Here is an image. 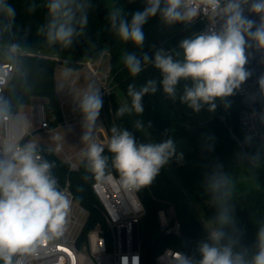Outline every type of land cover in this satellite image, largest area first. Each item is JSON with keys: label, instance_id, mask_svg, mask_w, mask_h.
I'll return each mask as SVG.
<instances>
[{"label": "trees", "instance_id": "obj_1", "mask_svg": "<svg viewBox=\"0 0 264 264\" xmlns=\"http://www.w3.org/2000/svg\"><path fill=\"white\" fill-rule=\"evenodd\" d=\"M80 2L88 5V23L82 30L79 24L75 25L78 34L65 48L47 41L48 0H6L15 10L14 18L0 12V62H16L15 72L3 96L10 102V111H18L22 106L41 99L49 112L56 114V121L52 123L56 127L62 120L56 98L59 63L78 69L82 63L98 61L108 53L114 88L105 97L100 94L103 99L100 112L109 135L115 126L131 132L138 144H148L144 129L154 144L170 139L175 146V152L153 181L135 188L147 208L140 226L146 264H155L156 256L168 246L188 251L198 262L202 258L200 246L213 243L183 195L181 183L203 204L204 213L216 231L223 232L220 244L231 245L235 251H244L250 259L258 251V233L264 228V136L251 138L241 132L239 114L242 107L237 88L230 96L215 98L212 102L214 109L211 104L201 103L197 111L181 99L185 87L192 86L191 80L182 79L177 85L175 98H172L164 93L160 84L161 74L151 61L135 77L123 63L126 53L135 54L138 59L147 54L154 59L158 50L172 55L174 60H182L180 42L194 38L201 25L194 22L166 25L157 15L143 26L145 40L142 47H137L117 38L108 17L114 7L121 8L128 14L130 22V14L142 10L144 0ZM179 33L182 34L180 37ZM14 44L19 48L16 59L10 51ZM148 80H156L157 91L143 96V112H125L123 116H117L121 107L131 106L128 85L135 84L139 90ZM137 121L140 128L135 126ZM104 148L103 155L108 157L105 173L114 171L119 174L112 166L113 154L107 146ZM37 151L54 164L52 172L58 189L69 177L75 199L88 211L87 221L76 241L78 247H88L89 231L97 227L105 230L106 221L96 206L91 188L96 178L88 170L86 158L80 160L78 169L70 170L69 163L60 159L51 147L37 146ZM161 209H173L171 221L181 223L180 235L165 233L158 216ZM221 216L227 219L222 220Z\"/></svg>", "mask_w": 264, "mask_h": 264}, {"label": "clouds", "instance_id": "obj_2", "mask_svg": "<svg viewBox=\"0 0 264 264\" xmlns=\"http://www.w3.org/2000/svg\"><path fill=\"white\" fill-rule=\"evenodd\" d=\"M132 2V0H130ZM224 17L219 33L200 34L194 38H185L179 47L183 50V59L174 60L173 56L158 50L151 59L143 54L138 59L135 54L126 53L123 63L131 76L143 71L150 61L159 70L160 84L164 93L175 98L178 83L191 80L192 86L185 87L182 101L199 111L201 103L211 104L215 98L233 94L246 80L249 73L245 70L246 36L264 49V0H198ZM260 16L259 24L244 15V6ZM80 0H48L47 9L50 20L47 24L46 38L49 44H61L67 48L77 35L75 25L81 30L88 23L86 8ZM198 4L194 0H144L142 10L130 14V22L121 8H113L109 14L112 30L117 38L142 47L145 40L143 26L149 19L159 15L166 25L191 20L197 14ZM0 12L14 18L15 10L0 0ZM77 14L79 18L77 19ZM253 29H255L253 31ZM44 31V29H41ZM0 72V86L6 82L7 69ZM264 88V79L260 81ZM157 91L156 80H148L137 90L135 84L128 85L127 95L131 106H123L117 116L125 112H143L142 98ZM103 107V99L98 89L89 87L80 100V110L85 118L86 127L91 130ZM10 117V102L0 96V122ZM141 127L139 121L135 125ZM111 137L107 149L112 156V166L119 172L123 185L127 188H140L149 185L160 168L166 164L175 152L172 140L159 144H138L131 132L126 129L111 128ZM87 143L83 155L87 168L97 180L105 175L108 157L104 156V145L92 142L88 133L83 136ZM0 262L2 264H21L15 260L17 254L33 253L39 244L59 236L66 223L69 201L58 189L57 180L52 175L54 164L43 160L38 154L37 145L15 142L0 146ZM222 220L227 217L221 216ZM223 232L213 235V243L200 246L199 264H264V228L258 233V251L250 259L244 251H235L231 245H221ZM180 264H194L188 258L177 254ZM122 264H129V258L123 257ZM131 264H139V257L133 256Z\"/></svg>", "mask_w": 264, "mask_h": 264}, {"label": "built area", "instance_id": "obj_3", "mask_svg": "<svg viewBox=\"0 0 264 264\" xmlns=\"http://www.w3.org/2000/svg\"><path fill=\"white\" fill-rule=\"evenodd\" d=\"M198 4L197 14L189 21L183 23H198L201 25L197 35L219 33L224 24V17L219 11L213 12L211 7ZM225 0H221L223 7ZM249 5L244 6V15L256 21L257 25L260 16L249 11ZM255 29H253L254 31ZM10 51L16 59L19 48L14 44ZM246 64L245 70L249 73L244 82L237 88L241 102L239 114V127L241 132L251 138L264 136V88L260 81L264 79V49L259 48L256 42L246 36L245 46ZM87 61L86 65L92 72L91 88H97L99 93L105 97L113 88V78L110 74V67L107 72H101L98 66ZM96 62V61H95ZM7 69L6 82L0 86V96H4L5 89L16 69V62H0V72ZM56 98L62 113V120L58 125L71 127L82 123L85 118L80 110V100L87 89L77 88L74 81L65 85L57 84ZM76 95V96H75ZM68 107V108H66ZM56 114L50 113L43 100H35L30 111H10L9 120L0 122V146L4 143L15 142L24 145L28 137L36 131L41 130L47 133L52 131V123L56 121ZM104 120V119H103ZM57 125V126H58ZM104 129L107 127L104 121ZM102 128H95L89 132L92 142L107 146L110 139L107 134L101 136ZM87 143L74 155H68L66 161L70 170L79 168V162L75 161L76 155L86 150ZM43 160L51 163L38 151ZM2 158V157H0ZM52 172V169H51ZM52 175L54 176L53 172ZM92 191L96 198V206L101 211L106 221V229L94 228L88 233V247H78L76 241L81 231L74 238L70 236V229L73 226V207L75 195L70 187L69 177L59 190L69 201L68 215L63 231L43 244L37 245L35 251L29 254H17L15 260L21 264H122V258L128 257L129 264L133 256L139 257V264H146L145 254L141 247L140 226L141 219L147 213V208L139 198L135 188H127L121 181L120 174L109 171L104 177L95 180L91 184ZM78 202V201H77ZM86 210V208H85ZM88 212V211H87ZM160 224L165 228L167 234H181V223L175 220L173 223L169 217V211L161 209L158 212ZM177 254L196 262L193 256L186 250L168 246L164 248L155 259V264H180Z\"/></svg>", "mask_w": 264, "mask_h": 264}, {"label": "rangeland", "instance_id": "obj_4", "mask_svg": "<svg viewBox=\"0 0 264 264\" xmlns=\"http://www.w3.org/2000/svg\"><path fill=\"white\" fill-rule=\"evenodd\" d=\"M181 35H182L181 33L178 34L179 37ZM57 57L59 58L60 56H57ZM66 58L70 59V57H66ZM98 63H99V68L101 72L102 73L107 72L109 69L108 53H105L101 57V59L98 60ZM59 64L64 65V63H59ZM89 87H91V82H88L87 84H84V86H82L83 89H88ZM96 88H97V84L95 86V89ZM38 100H41V99H38ZM32 105H34V101L22 106L21 110L30 111ZM94 126L95 127L100 126V128H102L103 130L101 132L102 138L104 134H107V131H105L104 129V120L102 118L101 112L95 124L93 125V127ZM142 131L144 132L145 137L148 140V142L153 143L151 137L147 134V132L144 131V129ZM86 133L89 134V129L86 127V121L84 120L82 123L73 125L71 127H65L62 125H58L56 127H53L50 133L38 130L33 135H31L30 137L26 139L25 144L34 143L37 146H49L54 150V152L57 154V156L60 159L66 160L68 155H72L73 152L78 150L80 147H82L86 143L83 140V136ZM84 151H82L79 155H76L74 160L79 162L83 157H85L83 155ZM179 185H180L183 195L189 200V203L194 209L195 213L197 214L199 220L205 226L210 236L213 237V235L217 233V231H216L215 226L206 217L204 210H203V204L201 202H198L197 199L194 197V194L190 192L188 189H186L182 183ZM173 216H174L173 209H170L169 217L172 218ZM87 218H88L87 210H85V208L79 202L75 201L74 207H73L74 223L70 229V236L72 238L78 235V233L81 231V229L85 225ZM143 218L144 217H142L141 221L143 220Z\"/></svg>", "mask_w": 264, "mask_h": 264}, {"label": "crops", "instance_id": "obj_5", "mask_svg": "<svg viewBox=\"0 0 264 264\" xmlns=\"http://www.w3.org/2000/svg\"><path fill=\"white\" fill-rule=\"evenodd\" d=\"M92 63L99 67L98 61ZM56 81L58 85H65L69 81H74L77 88H82L84 84H87L88 82L92 81V72L87 67L85 62L82 63L81 67H79L78 69L70 68L66 65L59 64L56 69ZM99 127L94 126L91 128V130ZM91 130H89V132ZM82 147L73 152L72 155L76 154Z\"/></svg>", "mask_w": 264, "mask_h": 264}, {"label": "water", "instance_id": "obj_6", "mask_svg": "<svg viewBox=\"0 0 264 264\" xmlns=\"http://www.w3.org/2000/svg\"><path fill=\"white\" fill-rule=\"evenodd\" d=\"M234 137L236 138V140L240 141V139L238 138V136H237V135H234Z\"/></svg>", "mask_w": 264, "mask_h": 264}]
</instances>
